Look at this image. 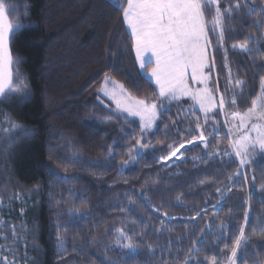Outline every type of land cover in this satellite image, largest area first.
Listing matches in <instances>:
<instances>
[{"label":"trees","instance_id":"16d2710c","mask_svg":"<svg viewBox=\"0 0 264 264\" xmlns=\"http://www.w3.org/2000/svg\"><path fill=\"white\" fill-rule=\"evenodd\" d=\"M7 2L16 7L12 21L21 24L10 47L20 61L14 75L24 83L0 100V220L18 236L13 243L10 231L0 232V256L16 264H184L189 256V264L213 258L226 264L244 226L249 244L237 264H264L262 154L242 167L219 122L218 134L204 130L207 148L198 142L181 160H161L196 133L186 102L168 104L157 126L142 133L137 119L100 96L108 76L137 98L157 99L154 84L138 74L122 10L111 0ZM261 2L255 0L257 9ZM258 19L243 8L225 17L224 45L215 46L220 86L228 75L224 53L244 81L240 110L251 105L264 77ZM248 37L257 40L249 41L251 51L232 47ZM9 121L18 137L10 149ZM137 140L149 146L133 159ZM118 229L134 249L117 246Z\"/></svg>","mask_w":264,"mask_h":264},{"label":"snow or ice","instance_id":"6c2138e0","mask_svg":"<svg viewBox=\"0 0 264 264\" xmlns=\"http://www.w3.org/2000/svg\"><path fill=\"white\" fill-rule=\"evenodd\" d=\"M222 0H118L113 6L117 10H122V20L127 26L126 30L132 41V49L135 52V60L138 63V74L147 77L149 82L155 84L157 97L154 101L140 99L133 96L123 84L113 81L110 77H105V86L101 89L104 97L115 102L116 109L128 116L138 117L142 133H147L157 126V121L168 111V104L179 101L187 97L193 101L192 112L203 113L204 123H212L213 133L218 134L219 121L215 119L217 115H225L224 125L227 127V134L231 138L236 135V139L231 140V147L234 155L239 158L242 167H247L254 163L248 156L257 149L264 158V77L260 78V92L251 100V106L246 111L238 110L237 98L242 96V91L237 93V89L242 90L244 81L233 80L231 70L226 78L225 90L221 92L218 80L213 81L212 72L215 68V58L213 52V40L216 47H223L225 40V17H231L234 12L246 9V15L261 17L256 20V27H264V0L259 9L255 6L249 7L247 2L241 0H229L228 5L221 8ZM16 7L0 0V100L14 95L22 90L23 80L14 75L15 66L20 63L13 57L10 40L14 32L21 27V24L13 22L12 13ZM212 14V19L207 18ZM264 38V32L258 39ZM252 37H248L243 43L233 44L232 47L242 51H251L249 41L256 43ZM259 51L260 49H256ZM111 83L113 87L109 89L107 85ZM210 83L215 86L210 87ZM197 85V87H193ZM232 92L230 99H227L228 92ZM232 108L231 112L227 108ZM238 121V123H237ZM10 123V129L4 130L7 139L4 144L11 148L18 137L11 135L17 125ZM196 128L199 136L189 145L197 141L207 148L209 139L202 130L197 119ZM28 132V129H20ZM167 135V133H165ZM143 138V137H142ZM138 147L135 149L133 159L142 158V152L149 145L137 140ZM186 145L181 143L167 156L161 160H168L176 157L181 149ZM219 153H213L217 155ZM229 155V153H225ZM129 162H125L127 166ZM241 173H237L240 176ZM3 201L0 200V206ZM249 215L245 214V221L248 222ZM22 227H24L22 225ZM27 230V229H26ZM10 231L13 243L18 238L15 226L11 229L6 227V222L0 220V232ZM117 246L121 249H134L129 236L122 229L117 230ZM7 240V236L3 237ZM120 238L129 240L128 243H121ZM58 242L63 248L64 240L58 236ZM249 239L245 234V227L239 228V235L233 242L230 255L226 264H237L238 261L246 259L241 255L242 250L247 251ZM227 247V245H226ZM4 245H0L3 249ZM192 257L189 256L184 264H189ZM3 264H16L15 260L9 261L6 256H0ZM203 264V262H197ZM211 264H218L215 258ZM259 264V262H257Z\"/></svg>","mask_w":264,"mask_h":264},{"label":"rangeland","instance_id":"374dc122","mask_svg":"<svg viewBox=\"0 0 264 264\" xmlns=\"http://www.w3.org/2000/svg\"><path fill=\"white\" fill-rule=\"evenodd\" d=\"M113 1H115V0H113ZM223 1V0H222ZM210 14V18L212 19V14L211 13H209ZM209 14H208V16H207V18L209 19V20H211L210 18H209ZM225 24V23H224ZM237 44H239V43H237ZM213 45H214V48H213V52H214V58L216 59L217 58V56H216V53H215V40H213ZM239 49V48H238ZM240 50V49H239ZM240 51H242V50H240ZM243 52H245V51H243ZM224 55L226 56V60H225V65H226V68H227V72H228V75H229V69L231 70V76L233 77V80H235V79H237V77H236V75H235V72L233 71V66L231 65H229V60H228V54L227 53H224ZM228 75H226L227 77H228ZM212 77H213V81H216V80H218V75H217V73H216V67L213 69V72H212ZM112 79V78H111ZM238 79H240V78H238ZM113 81H116L115 79H112ZM242 80V79H241ZM116 82H118V81H116ZM218 83H219V86H220V82H219V80H218ZM119 84H121L120 82H119ZM154 84V83H153ZM105 86V78H104V80H103V82H102V85H101V87H100V89H99V94H100V96L101 97H103L109 104H112L113 106H114V108L116 109V105H115V102L114 101H111L110 99H108L107 97H104L103 96V93L101 92V89L103 88ZM154 86H155V84H154ZM210 87H213V86H215V84L214 83H210V85H209ZM107 87L109 88V89H111L112 87H113V84H111V83H109L108 85H107ZM193 87H197V85H193ZM155 88H156V86H155ZM220 90H221V92H223L224 90H225V87L224 86H220ZM156 91H157V89H156ZM237 91V93L240 91L239 89H237L236 90ZM231 94H227V99H230L231 98V96H232V92L231 91H229ZM228 92V93H229ZM260 92V91H259ZM179 101H184V102H186V106H185V110H186V112L185 113H189L190 115H191V117H192V119L194 120V122H195V125H194V129L196 130V133L194 134V137L190 140V141H192V140H194L195 138H197L198 136H199V131L197 130V128H196V124H197V119H198V121H199V123H200V125H201V128H202V130L204 131V130H206V127L207 128H209V129H213V126H212V123L211 122H209L208 124H205L204 123V115H203V113H201V112H199L198 110H196L195 111V114H193V112H192V108H193V101L191 100V99H189V98H187V97H183V98H181ZM178 101V102H179ZM173 102H176V101H173ZM251 106V105H250ZM250 106H248V107H250ZM247 107V108H248ZM247 108L246 109H243V110H240L239 108H238V110L240 111V112H244V111H246L247 110ZM117 110V109H116ZM227 111L228 112H231L232 111V108H227ZM121 112V111H120ZM124 114H126L127 115V113H124ZM128 116V115H127ZM130 118H135V119H137L138 120V122H139V124H140V121H139V118L138 117H132V116H129ZM225 115H217L216 117H215V119L216 120H218L221 124H222V126H223V128H224V131L226 132V134H227V127L224 125V120H225ZM237 123H238V121H237ZM217 127L219 128V125H217ZM227 136H228V139H229V146L228 147H230L231 148V150H232V152H233V149H232V147H231V140H234V139H236L237 137H236V135H233L231 138L229 137V135L227 134ZM197 143H198V141H197ZM184 144L186 145V147L189 145V143L188 142H184ZM137 147H138V145H137ZM178 147V146H177ZM186 147H185V149H186ZM176 148V147H175ZM174 148V149H175ZM173 149V150H174ZM172 150V151H173ZM171 151V152H172ZM170 152V153H171ZM183 152H184V149H181V152L180 153H177V156H179V159H177L176 157H172L171 159H168V161H171V162H176V161H178V160H181V159H183ZM234 153V152H233ZM258 153H260L259 152V150L257 149L255 152H251L250 153V155L248 156V159L249 160H253L254 158H255V156L258 154ZM135 155H136V153H135ZM238 160H239V158H237ZM120 242L121 243H128V240H125V239H122V238H120Z\"/></svg>","mask_w":264,"mask_h":264},{"label":"crops","instance_id":"0c3cea01","mask_svg":"<svg viewBox=\"0 0 264 264\" xmlns=\"http://www.w3.org/2000/svg\"><path fill=\"white\" fill-rule=\"evenodd\" d=\"M112 2H114V3H117L118 2V0H115V1H113V0H111ZM126 28H127V26H126ZM135 53V52H134Z\"/></svg>","mask_w":264,"mask_h":264}]
</instances>
